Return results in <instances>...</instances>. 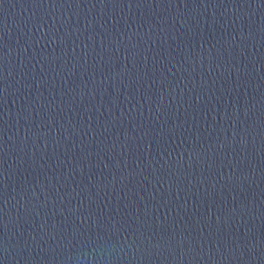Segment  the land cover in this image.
Returning a JSON list of instances; mask_svg holds the SVG:
<instances>
[{
	"label": "water",
	"instance_id": "water-1",
	"mask_svg": "<svg viewBox=\"0 0 264 264\" xmlns=\"http://www.w3.org/2000/svg\"><path fill=\"white\" fill-rule=\"evenodd\" d=\"M29 264H264V175Z\"/></svg>",
	"mask_w": 264,
	"mask_h": 264
}]
</instances>
